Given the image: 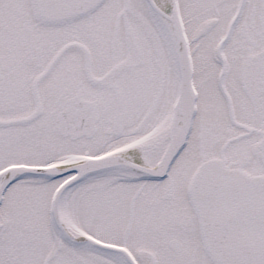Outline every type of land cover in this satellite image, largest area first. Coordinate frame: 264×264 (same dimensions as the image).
I'll return each mask as SVG.
<instances>
[{"label": "snow or ice", "instance_id": "snow-or-ice-1", "mask_svg": "<svg viewBox=\"0 0 264 264\" xmlns=\"http://www.w3.org/2000/svg\"><path fill=\"white\" fill-rule=\"evenodd\" d=\"M0 264H264V0H0Z\"/></svg>", "mask_w": 264, "mask_h": 264}]
</instances>
